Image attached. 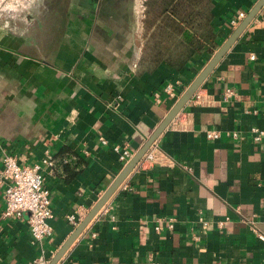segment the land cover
Segmentation results:
<instances>
[{
    "label": "crops",
    "instance_id": "1",
    "mask_svg": "<svg viewBox=\"0 0 264 264\" xmlns=\"http://www.w3.org/2000/svg\"><path fill=\"white\" fill-rule=\"evenodd\" d=\"M255 1L210 0L197 49L171 19L143 32L127 0H72L49 26L0 20V169L4 151L41 163L54 212L52 233L34 240L29 210L2 215L0 183V264L51 257L121 170L112 145L143 144ZM195 91L152 142L155 159L136 163L129 189H115L56 264H264V136L249 132L264 128V3ZM212 127L239 136L209 139ZM169 217L172 228L155 229Z\"/></svg>",
    "mask_w": 264,
    "mask_h": 264
},
{
    "label": "built area",
    "instance_id": "2",
    "mask_svg": "<svg viewBox=\"0 0 264 264\" xmlns=\"http://www.w3.org/2000/svg\"><path fill=\"white\" fill-rule=\"evenodd\" d=\"M245 16L244 11H239L235 16L230 18L232 25L238 22ZM163 92L168 96L177 97L178 92L176 85L172 82H167L163 87ZM233 93L231 87H227L224 91L223 97L227 98ZM196 97L200 94L195 91ZM159 93H156L158 97ZM249 132L254 141H259L264 136V128L253 125L250 126ZM205 135L209 139H217L222 135H227L232 138L239 136L238 131H223L218 127H212L205 130ZM100 141L103 144L107 143L104 136H100ZM112 148L118 153L119 159L123 164L133 154L128 142H116ZM156 155V147L153 143L148 147L140 159L145 161H153ZM48 165H52L53 161L50 157H44ZM3 167L0 169V183H4V207L2 209L3 216H20L23 210H29L27 221L30 232L34 240L40 241L44 237L49 236L53 231L52 218L54 216L51 207V192L48 186L44 183V173L41 163L35 162L33 164H21L17 161L14 154L4 151L2 155ZM123 181V180H122ZM118 185L122 190H128L129 185L126 183ZM67 219L73 224L77 223V218L74 214L67 215ZM161 219V218H159ZM163 223H157L155 229H160L163 224L172 228L174 226V218L169 217L161 220ZM222 221H219V224ZM258 237L264 241V233L257 232ZM49 259L43 254L37 256L32 260V264H46ZM148 264H158L157 261L149 260Z\"/></svg>",
    "mask_w": 264,
    "mask_h": 264
},
{
    "label": "water",
    "instance_id": "3",
    "mask_svg": "<svg viewBox=\"0 0 264 264\" xmlns=\"http://www.w3.org/2000/svg\"><path fill=\"white\" fill-rule=\"evenodd\" d=\"M264 0H256L255 3L249 8L245 16L238 22V24L231 30L226 39L214 50L208 61L199 70L195 77L189 82V84L183 89L170 109L166 112L159 124L154 128L151 134L143 142V144L135 150L131 157L123 164L119 173L115 176L112 182L107 186L103 193L99 196L96 202L91 206L85 216L75 225L72 232L64 240V242L57 248V250L51 255L46 264H56V262L63 255L65 250L75 239V237L81 232L88 221L96 214L100 207L106 202L110 195L115 191L121 181L127 176V174L133 169L136 163L140 160L144 152L148 149L151 143L156 139L159 133L168 125L173 117L182 108L184 103L192 96L195 90L199 87L204 78L213 69L215 64L224 55L227 49L232 45L238 35L243 31L247 24L251 21L259 8L263 5Z\"/></svg>",
    "mask_w": 264,
    "mask_h": 264
},
{
    "label": "rangeland",
    "instance_id": "4",
    "mask_svg": "<svg viewBox=\"0 0 264 264\" xmlns=\"http://www.w3.org/2000/svg\"><path fill=\"white\" fill-rule=\"evenodd\" d=\"M72 0H0V20L11 18L15 20L16 25L23 27L24 22L29 20L31 15L43 18L49 26L54 18L55 10L70 11ZM129 1V2H128ZM167 0H127L129 8L127 12L133 13L134 19L143 21V32H155L167 30V22L171 19L169 11H164V4ZM182 6H186L185 0H176ZM58 7L56 6V3ZM52 3V4H51ZM126 3V0L125 2ZM168 3V2H167ZM179 4V3H178ZM174 5V4H173ZM205 0H196L194 4V24L198 32H202L206 27V9ZM133 8V9H132ZM168 9L171 8L168 6ZM183 11V10H182ZM144 14V16H142ZM28 17V18H27ZM141 22H139L140 24Z\"/></svg>",
    "mask_w": 264,
    "mask_h": 264
},
{
    "label": "trees",
    "instance_id": "5",
    "mask_svg": "<svg viewBox=\"0 0 264 264\" xmlns=\"http://www.w3.org/2000/svg\"><path fill=\"white\" fill-rule=\"evenodd\" d=\"M168 2V3H167ZM186 6H182L176 0H167L164 4V11H169L171 20H174L176 31L192 44L193 49L203 47L202 37H200L198 30L194 24V4L196 0H185ZM207 7L206 11V26H209L210 20V0H205ZM179 3V4H178ZM174 4V5H173ZM168 6L171 10L168 9ZM183 10V11H182ZM209 32V28L207 30ZM207 32V33H208ZM197 37V38H196Z\"/></svg>",
    "mask_w": 264,
    "mask_h": 264
}]
</instances>
